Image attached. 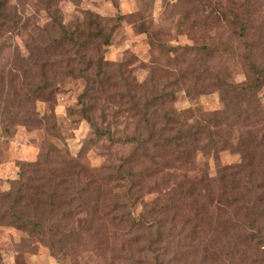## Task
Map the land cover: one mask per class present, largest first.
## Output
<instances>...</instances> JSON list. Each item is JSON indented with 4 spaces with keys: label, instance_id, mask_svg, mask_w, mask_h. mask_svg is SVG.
<instances>
[{
    "label": "trees",
    "instance_id": "obj_1",
    "mask_svg": "<svg viewBox=\"0 0 264 264\" xmlns=\"http://www.w3.org/2000/svg\"><path fill=\"white\" fill-rule=\"evenodd\" d=\"M113 27L97 18L85 27L46 26L47 42L41 47L47 61H39L46 73L32 84L25 103L52 100L55 78L80 79L84 87L75 113L89 124L84 145L107 141L125 151L114 160L106 156L97 167L85 164L81 155L20 167L6 193L15 209L14 225L27 232L73 234L84 222L79 215L98 211L107 195L103 190L121 180L128 183L127 197L115 194V200L103 206L121 232V264H186L181 257L196 253L198 264H264V173L255 168L264 159V136L247 135L236 146L228 144L212 129L227 117L225 107L190 123V110L172 108L182 76L157 77L152 72L139 82L124 62L105 59ZM255 49L248 51L249 77L240 88L242 94L264 85V63ZM49 50L59 51V58L49 57ZM37 59L32 54L26 60ZM26 114L24 124L40 121L36 109ZM206 148L214 159L221 151L233 150L240 161L218 165L216 175L210 176L197 171L196 152ZM149 193L155 196L143 202ZM135 204L141 205L136 215ZM213 212L222 214L217 236L201 235ZM221 239V247L231 253L218 259L216 244ZM63 241L47 242L62 258L67 255Z\"/></svg>",
    "mask_w": 264,
    "mask_h": 264
},
{
    "label": "rangeland",
    "instance_id": "obj_2",
    "mask_svg": "<svg viewBox=\"0 0 264 264\" xmlns=\"http://www.w3.org/2000/svg\"><path fill=\"white\" fill-rule=\"evenodd\" d=\"M1 1L0 264H121L122 261L121 232L111 223L103 206L115 200V194L127 197L125 181L110 183L103 190L107 195L99 210L81 213L79 217L84 222L73 234L69 230L54 235L44 234V230L43 234L27 232L13 223L15 209L7 201L6 193L18 179L20 167L45 158L60 161L78 155L85 164L97 167L106 156L114 160L125 151V147L107 141L84 145L90 133L89 124L75 113L78 95L84 87L80 79L55 78L52 100L25 103L32 84L46 73L39 64L46 60L41 47L47 42L43 30L46 26L60 23L85 27L90 19L96 18L114 26L105 59L124 62L139 82L152 72L157 77L182 76L184 83L176 92L172 108L190 110L193 114L190 123L201 122V114L206 116L225 107L227 117L212 129L228 144L236 146L239 138L247 135L264 136V85L255 93L242 94L240 90L249 77L251 47L256 48L259 60L264 63V0ZM58 53L49 50L47 56L58 59ZM32 54H37L38 59L26 60ZM33 108L40 121L24 124L26 110ZM211 151L206 148L196 152L197 171L214 176L218 165L240 161L233 150L221 151L218 159H214ZM255 168L264 173V159L258 160ZM44 172L48 174V170ZM174 172L181 173L182 169ZM154 196L145 194L143 202ZM140 210V204L132 207L135 215ZM209 215L201 232L204 236H213L222 219V214L216 212ZM59 239L64 240L67 253L63 258L47 243ZM223 240H217L218 259L231 253L221 247ZM196 254L197 257L183 255L181 260L198 264L200 255Z\"/></svg>",
    "mask_w": 264,
    "mask_h": 264
}]
</instances>
